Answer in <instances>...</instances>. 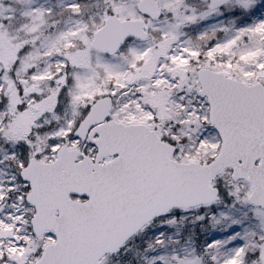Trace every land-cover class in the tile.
I'll return each instance as SVG.
<instances>
[{
	"label": "snow or ice",
	"instance_id": "1",
	"mask_svg": "<svg viewBox=\"0 0 264 264\" xmlns=\"http://www.w3.org/2000/svg\"><path fill=\"white\" fill-rule=\"evenodd\" d=\"M0 264H264V0H0Z\"/></svg>",
	"mask_w": 264,
	"mask_h": 264
}]
</instances>
